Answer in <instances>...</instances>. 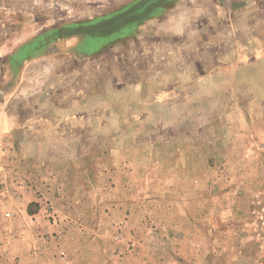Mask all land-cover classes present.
<instances>
[{
    "label": "rangeland",
    "instance_id": "obj_1",
    "mask_svg": "<svg viewBox=\"0 0 264 264\" xmlns=\"http://www.w3.org/2000/svg\"><path fill=\"white\" fill-rule=\"evenodd\" d=\"M0 264H264V0H0Z\"/></svg>",
    "mask_w": 264,
    "mask_h": 264
}]
</instances>
